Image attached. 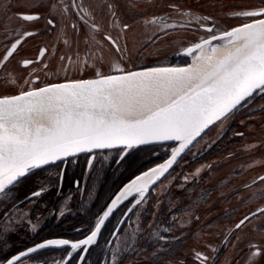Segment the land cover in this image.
Returning <instances> with one entry per match:
<instances>
[{
	"label": "flooded vegetation",
	"instance_id": "flooded-vegetation-1",
	"mask_svg": "<svg viewBox=\"0 0 264 264\" xmlns=\"http://www.w3.org/2000/svg\"><path fill=\"white\" fill-rule=\"evenodd\" d=\"M15 1L18 2L0 0V96L27 91L29 87L96 77L97 71L105 74L100 69L94 70L91 76L80 73L77 58L82 56L92 55L102 63L115 58L112 66L126 57L130 63L145 62L137 67L184 65L191 58L179 53L200 42V38L210 36L198 32L199 37H186L184 42H178L180 47H175L176 43L168 44L170 38L177 41L181 38L175 35L177 25L171 27L169 17L164 14L167 10L181 8L189 12L191 8L184 6L187 5L184 0H29L25 4ZM166 4H169L167 10ZM25 14L38 15L39 19L26 21L22 18ZM152 17L162 19L151 22ZM49 20L53 21L51 25ZM190 25L200 29H204L201 25L212 27L199 21ZM61 27V41L57 40L60 45L64 43L66 53L59 51V47L53 50L48 38L44 37L48 30L53 33ZM26 32L34 35L25 37ZM108 36L116 41L115 45ZM17 39L21 43L4 61ZM69 42L74 53L65 46ZM166 43L168 46L161 48ZM83 44L85 53L80 52ZM140 44L143 46L140 51V48L133 49ZM41 49H45L42 57ZM67 58H73V63L61 61ZM24 60L33 63L24 66ZM120 64L122 68L124 63L120 61ZM99 65L89 64L94 69ZM8 66L10 69L4 74ZM71 67L73 69H69ZM64 69L71 78L58 76ZM232 117L221 136L210 140V129H207L194 148L185 150L166 172L169 177L175 176L174 185L189 166L208 163V172H197L199 174L178 192L181 196L178 207L171 205L170 200L176 194L172 186L165 199L156 197L157 190L153 186L145 201L127 217L124 213L131 206L132 198L114 210L102 225L96 242L88 246V252H73L69 260V246H50L23 257L19 264H203L202 255L197 257L198 252L189 248H216L209 264H217L222 257L226 264L238 261L264 264V254L252 255L257 249L264 252V214L251 217L252 212L264 207V181L259 180L264 176V93L256 92L243 107L234 111ZM172 145L134 147L120 163L116 161L123 147L95 150L34 169L13 188L10 196L0 195V232L9 229L0 236L7 240L0 245V264H6L7 258L46 240L77 242L86 238L123 184L141 170L169 157ZM142 152L147 156L141 159ZM213 157L217 160L216 166L227 163L229 168L211 181ZM89 159H93L91 168ZM42 187L46 190L41 196L31 197L32 192ZM203 205L208 211H216L213 216L204 217L200 211ZM186 211H191L194 217L181 219L179 227L174 215ZM246 215L250 219L236 229L235 225ZM121 220L124 223H120ZM157 232L166 240H158ZM193 239L201 244L193 245ZM226 248H235V255L222 256ZM130 258L132 260L127 261Z\"/></svg>",
	"mask_w": 264,
	"mask_h": 264
},
{
	"label": "snow or ice",
	"instance_id": "snow-or-ice-1",
	"mask_svg": "<svg viewBox=\"0 0 264 264\" xmlns=\"http://www.w3.org/2000/svg\"><path fill=\"white\" fill-rule=\"evenodd\" d=\"M236 15L248 17L249 22L224 31L215 26H200L210 36L200 38V42L179 53L191 58L192 62L186 67H156L140 71L119 68L110 74L97 71L96 79L29 87L16 95L0 97L2 196H10L13 188L34 169L80 152L92 153L94 149L122 145L120 159L116 161L120 163L134 145L178 142L177 147L171 148L168 160L120 190L86 238L77 242L46 240L7 258L6 264H19L23 257L50 246H69V260L73 252H88V246L96 242L106 219L121 203L129 198L134 200L124 213L127 217L145 201L149 187L155 183L152 176L159 179L206 129L228 120L256 92L264 93V7ZM22 18L26 21L39 19L38 15L30 14L22 15ZM161 19L154 18L153 22ZM52 23V20L48 21L49 25ZM32 35V32L24 33L25 37ZM107 39L116 44L111 36ZM20 43L21 40L17 39L12 44L4 61L13 55ZM116 50L120 51L119 47ZM44 53L45 49H41L40 56ZM22 63L28 66L33 61L24 60ZM92 164L93 159H89L90 168ZM259 180L264 181V176ZM45 190L42 187L32 192L31 197H39ZM257 213L264 214V207L252 212L251 217ZM249 219L250 216H244L235 228L239 229ZM8 231L5 228L0 236ZM155 235L160 241L166 240L159 232ZM5 243L6 239H0V245ZM261 254L264 252L257 249L252 255ZM201 255L196 253L197 257ZM80 259L83 260L84 256Z\"/></svg>",
	"mask_w": 264,
	"mask_h": 264
},
{
	"label": "rangeland",
	"instance_id": "rangeland-1",
	"mask_svg": "<svg viewBox=\"0 0 264 264\" xmlns=\"http://www.w3.org/2000/svg\"><path fill=\"white\" fill-rule=\"evenodd\" d=\"M17 1L18 2L15 1V3L25 4L26 1H29V0H17ZM151 1L154 2V0H151ZM183 2L187 4L184 6H188L189 8H191V10L189 12H184V8H181L179 10H174V9L171 10L170 9L171 11L167 10V8H168L167 6L169 4L168 5L166 4V7H165L168 12L165 13L164 15L168 16L169 17L168 20H170V22L168 24L171 27L172 26L175 27V25H177L176 27H178V29H177L178 31H176L175 35H179L181 38L178 41H177V39H171L170 38L168 44L170 43L172 45V44L176 43L175 47L176 46L180 47L181 45L178 42H184L186 37L187 38H194L197 35L199 37L200 36L199 33L203 34L204 36L209 34L204 29L196 28L190 24H193V23H196L199 21L203 24H211L212 26H215V28L218 29L219 31H224V30H228L229 28H231L233 26H236L238 24H242V23L249 21L248 17L237 16L236 13L242 12V11L257 10L261 7H264V0H184ZM199 8L203 9L204 11H200ZM204 17H207L209 19H203ZM154 18H156V17H152L150 20L149 19L148 20L153 22ZM197 18H200V19H197ZM176 22L180 23L181 25L177 24ZM157 26H158L157 28L160 29V26L159 25H157ZM62 31H63L62 27L59 30L55 29L53 33L49 32V30H48V32H46L44 37L48 38V41L50 42V46L53 50H55V48L59 47V51L62 50V52L66 53L67 51H65L63 48L64 43L61 42V45H60V43L58 44V40H57V38H58L59 41H61ZM74 39L75 38H73L72 41H74ZM86 41L88 42L89 40H86ZM168 44L166 43L164 45H161V48L168 46ZM30 45H31V43H30ZM65 46L70 47V50H68V51H71L70 42L68 45H65ZM77 47H79V46H77ZM81 47H82L81 48L82 50L80 52L85 53L84 48H86V46L83 44ZM142 47H143L142 44L135 45V47H133V49L140 48L138 50V51H140ZM91 50L94 51V49H92V47H91ZM71 52L74 53L73 50ZM77 52H79V51H77ZM69 59L67 58V61H66V59H62L61 61L63 63L64 62L73 63L72 62L73 58H69ZM114 59L109 60V62L108 61L105 62L103 60V63H102V61H99V60H96L95 58H93L92 55H89L87 57L82 56L80 59L77 58L78 65H80V66H78V69H79L80 73H84L85 76H91L89 74L94 75L93 72H94V70H97V69L102 70L101 72H103L105 74H108V73L110 74V73H112V71L114 69L121 68L120 61L122 63H124L122 68L125 69L126 71L127 70H138V69L147 68V67H137L138 65L140 66V65L144 64L145 62L139 63V62L135 61V62L130 63L127 57L124 58L123 60L118 59V64H116L115 66L114 65L112 66V64L115 62ZM116 62H117V60H116ZM90 63H96L97 65H99V63H101V66L99 65L96 69L90 68V66H89ZM161 63L166 64L167 61H161ZM159 66H168V65H159ZM73 67H71L69 69H73ZM151 67H153V66H151ZM65 68H68V67H65ZM8 69H10V66H8L5 69L4 74H6ZM65 70L66 69H64L61 73H59L58 76H60V78H62V76L66 75L65 78H71V77H67V75L69 76L70 74H67L65 72ZM64 73H66V74H64ZM77 73H79V72H77ZM232 118L233 117L231 115L230 118L228 120L224 121L223 123L217 122V123L213 124L212 126H210L208 128V129H210L208 132V139L212 140L213 137L221 136L225 132V129L231 123ZM206 130L203 133H205ZM199 138H201V137H198L193 142V144L189 146L188 149H190V148L193 149L195 143H198L197 141L199 140ZM175 145H176V143L173 142V145L169 148V153H171V148H173ZM133 148L127 150V153L130 152L131 150H133ZM188 149H186V150H188ZM149 152L152 153V151H150V150H149ZM150 153H148V154H150ZM213 158L215 159V161H213V159L210 160V161H213V162H211L212 163L211 169L213 170V171H211V174H210L211 175V179H210L211 181L212 180L214 181L217 177H220L222 175V173L224 171H227V169L229 168V165L227 163H224L222 165V167L216 166L217 160L215 157H213ZM162 161H160V162H162ZM160 162H158V163H160ZM158 163L141 170L138 174L134 175L132 178H134L135 176L139 175L142 172L147 171L148 169L152 168L153 166L157 165ZM141 164H143V163H141ZM207 164H208L207 162H202V163H199L197 165L194 164L192 166H189L186 169V171L184 172V174L181 177H179L178 179H176V184H174V185H173L172 181L175 180V176L169 177V175H167V173H166L169 170L168 169L165 172L166 174L164 173V175L160 176L159 179L154 180L152 177V180H154L155 183L149 187V190L154 186L157 190V196L156 197L158 199H161V198L165 199V198H167V193H168L167 191H169L171 189V186H172L173 189L176 191V194H175V196H172L170 201H171V205L174 208H176L180 205V203L178 201L181 200L180 199L181 196H180V194H178V192H180L182 190V188L185 186V184L189 180H191L192 177H196L195 175H198L201 171H203L205 173L208 172V168L206 166ZM197 170H199V171H197ZM209 171H210V169H209ZM197 172H199V173H197ZM176 174L181 175V173H176ZM132 178H130L129 180H131ZM128 181H126V182H128ZM262 194H264V192ZM146 195H147V193H146ZM132 203H134V200H132ZM200 211L203 212V215H205L204 217H207V218L213 216V213L216 212L213 210L208 211V209H206V206H204V205L202 206V208H200ZM174 216H176L174 218H176V222H177L179 227H181V219L186 218V217H190V219H193V217H194V215H192L191 211H186L184 213L181 212L180 215L176 214ZM188 222H191V221H188ZM206 236H207V232L205 233V237ZM191 243L193 245L201 244L199 241H196L195 239H193ZM189 249H193V251L195 250L194 252H196V251L198 253L201 252L202 257H208L207 260L203 259L204 260L203 264H209L210 262H212V259L214 258V252H215L216 248H189ZM235 252H236L235 248H226L224 250L222 256H224V257L230 256L231 257V256L235 255ZM131 260H132L131 258L127 259V261H131ZM263 260H264V257H263ZM177 264H181V263L177 262ZM217 264H226L225 259L223 257L220 258L218 260ZM235 264H245V263L238 261V262H235Z\"/></svg>",
	"mask_w": 264,
	"mask_h": 264
},
{
	"label": "water",
	"instance_id": "water-1",
	"mask_svg": "<svg viewBox=\"0 0 264 264\" xmlns=\"http://www.w3.org/2000/svg\"><path fill=\"white\" fill-rule=\"evenodd\" d=\"M247 22H249V21H247ZM246 23V22H245ZM239 25V24H238ZM237 26V25H236ZM234 27V26H233ZM230 29V28H229ZM190 62H191V60H190ZM189 62V63H190ZM140 70H143V69H138V70H132V71H140ZM117 74H119V73H117ZM97 78V76L96 77H91V78H82V79H84V80H88V79H96ZM74 80H81V79H74ZM68 81H72V80H67V81H61V82H56V83H64V82H68ZM45 86V85H44ZM43 87V86H42ZM18 94V93H17ZM10 95H16V94H10ZM3 96H6V95H3ZM0 97H2V96H0ZM212 126V125H211ZM198 138V137H197ZM173 142H175V141H160V142H149V143H145V144H138V145H134V147H137V146H141V145H153V144H164V143H173ZM176 143V145L174 146V147H177L178 146V142H175ZM116 147H123L122 145H117V146H114V147H112V148H116ZM104 149H107V148H104ZM95 150H100V149H94L93 151H95ZM83 153H87V152H80V153H77L76 155H79V154H83ZM76 155H74V156H76ZM170 155H171V153H170ZM170 155H169V157H167L166 159H164L162 162H160V163H158L157 165H155V166H153L152 168H150V169H153V168H156L158 165H160V164H163L166 160H168L169 158H170ZM69 157H73V156H69ZM69 157H67V158H69ZM179 157V156H178ZM177 157V158H178ZM66 158V159H67ZM177 160V159H176ZM58 161H60V160H58ZM55 162H57V161H55ZM51 164V163H50ZM170 168V167H169ZM168 168V169H169ZM150 169H148L147 171H145V172H149V170ZM145 172H142V173H140L139 175H141V174H144ZM139 175H137V176H135L134 178H136V177H138ZM157 176H159V173L157 174ZM160 177V176H159ZM134 178H132L131 180H129L128 182H126L119 190H118V192L114 195V197H113V199L115 198V196L120 192V190L126 185V184H130L131 183V181H133V180H135ZM154 180H156L157 178H156V176H155V178H153Z\"/></svg>",
	"mask_w": 264,
	"mask_h": 264
},
{
	"label": "bare ground",
	"instance_id": "bare-ground-1",
	"mask_svg": "<svg viewBox=\"0 0 264 264\" xmlns=\"http://www.w3.org/2000/svg\"><path fill=\"white\" fill-rule=\"evenodd\" d=\"M192 62V61H191ZM190 62V63H191ZM189 63H187V64H184V65H168V66H153V67H147V68H156V67H186L187 65H188ZM158 174V173H157ZM156 174V175H157ZM139 176H143V174H141V175H139ZM153 178L155 177V176H152ZM134 179H136V178H134Z\"/></svg>",
	"mask_w": 264,
	"mask_h": 264
},
{
	"label": "trees",
	"instance_id": "trees-1",
	"mask_svg": "<svg viewBox=\"0 0 264 264\" xmlns=\"http://www.w3.org/2000/svg\"><path fill=\"white\" fill-rule=\"evenodd\" d=\"M145 155L147 156V154H145L144 152H142L141 155H140V158L142 159Z\"/></svg>",
	"mask_w": 264,
	"mask_h": 264
}]
</instances>
